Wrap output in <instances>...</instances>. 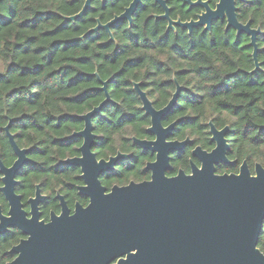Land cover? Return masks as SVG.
<instances>
[{
	"label": "clouds",
	"instance_id": "1",
	"mask_svg": "<svg viewBox=\"0 0 264 264\" xmlns=\"http://www.w3.org/2000/svg\"><path fill=\"white\" fill-rule=\"evenodd\" d=\"M17 164L19 211L45 226L157 170L259 179L264 0H0V264L30 238L8 223ZM252 250L264 257V217Z\"/></svg>",
	"mask_w": 264,
	"mask_h": 264
},
{
	"label": "water",
	"instance_id": "2",
	"mask_svg": "<svg viewBox=\"0 0 264 264\" xmlns=\"http://www.w3.org/2000/svg\"><path fill=\"white\" fill-rule=\"evenodd\" d=\"M19 169L8 172V223L30 238L17 247L16 264H105L128 247L138 248L129 264H264L252 250L256 223L264 217V173L255 180L246 174L216 179L206 169L190 179L165 180L157 170L154 181L139 188L108 197L93 189L88 210L45 226L19 211L11 182ZM86 170L95 171L90 157Z\"/></svg>",
	"mask_w": 264,
	"mask_h": 264
},
{
	"label": "trees",
	"instance_id": "3",
	"mask_svg": "<svg viewBox=\"0 0 264 264\" xmlns=\"http://www.w3.org/2000/svg\"><path fill=\"white\" fill-rule=\"evenodd\" d=\"M62 142H65L66 143V141H62ZM62 167H64V166H68V165H61ZM171 175V174H170ZM22 237H23V234H22Z\"/></svg>",
	"mask_w": 264,
	"mask_h": 264
},
{
	"label": "flooded vegetation",
	"instance_id": "4",
	"mask_svg": "<svg viewBox=\"0 0 264 264\" xmlns=\"http://www.w3.org/2000/svg\"><path fill=\"white\" fill-rule=\"evenodd\" d=\"M168 176H172V175L169 174ZM84 206H86V205H84ZM40 218H41V217H40ZM41 219H43V218H41ZM23 236H24V235H23Z\"/></svg>",
	"mask_w": 264,
	"mask_h": 264
}]
</instances>
